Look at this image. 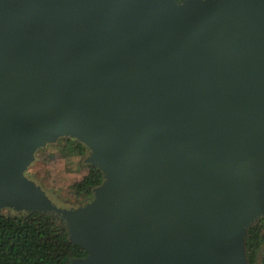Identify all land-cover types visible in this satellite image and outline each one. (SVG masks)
Masks as SVG:
<instances>
[{"label": "water", "instance_id": "water-1", "mask_svg": "<svg viewBox=\"0 0 264 264\" xmlns=\"http://www.w3.org/2000/svg\"><path fill=\"white\" fill-rule=\"evenodd\" d=\"M63 137L103 181L27 174ZM41 212L67 264H250L264 218V0H0V211Z\"/></svg>", "mask_w": 264, "mask_h": 264}, {"label": "trees", "instance_id": "trees-1", "mask_svg": "<svg viewBox=\"0 0 264 264\" xmlns=\"http://www.w3.org/2000/svg\"><path fill=\"white\" fill-rule=\"evenodd\" d=\"M51 145L64 157H83L87 153L83 143L69 137ZM45 149L37 152V158ZM102 181L100 169L88 164V173L76 181L72 189L79 199L86 201ZM246 245L249 260L255 264L259 254L264 252V218L251 226ZM86 255L82 246L70 241L68 229L58 217L41 212L0 211V264H67L69 259Z\"/></svg>", "mask_w": 264, "mask_h": 264}, {"label": "rangeland", "instance_id": "rangeland-1", "mask_svg": "<svg viewBox=\"0 0 264 264\" xmlns=\"http://www.w3.org/2000/svg\"><path fill=\"white\" fill-rule=\"evenodd\" d=\"M84 158L85 156L64 157L55 145L50 144L38 154L27 174L41 183L59 204L84 203L72 189V185L88 173V164ZM255 264H264V252L259 254Z\"/></svg>", "mask_w": 264, "mask_h": 264}]
</instances>
